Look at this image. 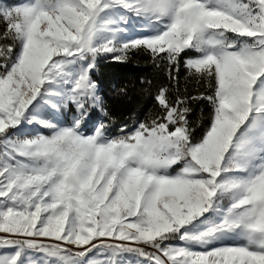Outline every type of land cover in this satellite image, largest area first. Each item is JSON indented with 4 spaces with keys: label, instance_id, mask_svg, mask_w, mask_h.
Listing matches in <instances>:
<instances>
[{
    "label": "snow or ice",
    "instance_id": "snow-or-ice-1",
    "mask_svg": "<svg viewBox=\"0 0 264 264\" xmlns=\"http://www.w3.org/2000/svg\"><path fill=\"white\" fill-rule=\"evenodd\" d=\"M0 264H264V0H0Z\"/></svg>",
    "mask_w": 264,
    "mask_h": 264
},
{
    "label": "trees",
    "instance_id": "trees-1",
    "mask_svg": "<svg viewBox=\"0 0 264 264\" xmlns=\"http://www.w3.org/2000/svg\"><path fill=\"white\" fill-rule=\"evenodd\" d=\"M97 75L104 86L102 94L105 97L106 105L122 119H127L129 122L135 117L141 108H143V112L146 115L151 108V104L148 103L145 106L142 100L137 103H128L123 98L116 95L115 89L124 83L139 78L140 76H154L157 82L162 79L160 74L154 73L147 58L142 55L133 57V60L126 64L100 61ZM189 87H192V85H189ZM132 108H135V111H130ZM140 118L142 119L143 116Z\"/></svg>",
    "mask_w": 264,
    "mask_h": 264
}]
</instances>
